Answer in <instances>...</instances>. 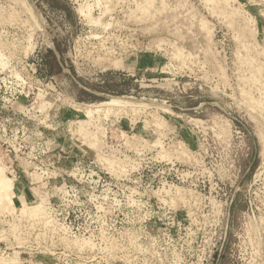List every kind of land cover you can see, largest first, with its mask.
Listing matches in <instances>:
<instances>
[{"label": "rangeland", "instance_id": "374dc122", "mask_svg": "<svg viewBox=\"0 0 264 264\" xmlns=\"http://www.w3.org/2000/svg\"><path fill=\"white\" fill-rule=\"evenodd\" d=\"M0 164V264H264V0H0Z\"/></svg>", "mask_w": 264, "mask_h": 264}, {"label": "bare ground", "instance_id": "6f19581e", "mask_svg": "<svg viewBox=\"0 0 264 264\" xmlns=\"http://www.w3.org/2000/svg\"><path fill=\"white\" fill-rule=\"evenodd\" d=\"M17 4H18V2H17ZM81 12H83V11H81ZM75 103H76V101H75ZM126 103H127V96H114V97H111V99H109V100L101 101V102H98L96 104H87V106L85 108L86 109L85 112H86V115L88 116L91 113H93L92 111H94V110L100 111L101 108H108L110 106L120 107V106L125 105ZM77 107H78V104H77ZM15 188H16L15 187V177L7 174L5 166L3 164H0V209L12 210L17 214L34 216L38 220L43 219V220H45V222L47 224H51L52 221L47 216V210H46V208L44 206L45 204L42 200L32 203L29 200H27V198L25 196L24 197L21 196V198H20L21 199V205L17 206L14 198L17 196L18 192L16 191ZM23 193L25 194V192H23Z\"/></svg>", "mask_w": 264, "mask_h": 264}]
</instances>
